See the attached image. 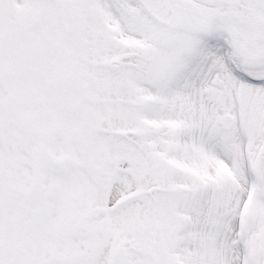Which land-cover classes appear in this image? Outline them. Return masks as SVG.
<instances>
[{
	"label": "snow or ice",
	"instance_id": "snow-or-ice-1",
	"mask_svg": "<svg viewBox=\"0 0 264 264\" xmlns=\"http://www.w3.org/2000/svg\"><path fill=\"white\" fill-rule=\"evenodd\" d=\"M0 264H264V0H0Z\"/></svg>",
	"mask_w": 264,
	"mask_h": 264
}]
</instances>
